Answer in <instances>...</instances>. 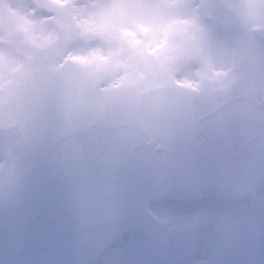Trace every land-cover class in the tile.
<instances>
[{
  "label": "flooded vegetation",
  "instance_id": "af4514ba",
  "mask_svg": "<svg viewBox=\"0 0 264 264\" xmlns=\"http://www.w3.org/2000/svg\"><path fill=\"white\" fill-rule=\"evenodd\" d=\"M260 21L225 39L229 54L237 57L234 79L206 73V65L214 62L185 61L196 73L192 79L180 76L185 67H141L119 87L118 102L107 114L102 109L94 111L99 114L73 111L63 121L69 133L53 142L65 145L62 155L47 163L35 153L22 188L0 194V264H119L141 241L157 247L155 259L185 264V228L174 231L173 214H185L194 196L212 191L215 179L225 178L232 165L254 150L264 154V19ZM245 66L253 69L242 78ZM178 84L180 98L171 105L174 114L184 115L189 100L184 121L142 117L147 106L150 111L159 107L150 100L143 108V93ZM47 130L51 139L53 129ZM145 132L168 151L159 157L147 149L126 156V146ZM190 165L199 172V182L185 201ZM127 239L131 246L124 250Z\"/></svg>",
  "mask_w": 264,
  "mask_h": 264
},
{
  "label": "rangeland",
  "instance_id": "374dc122",
  "mask_svg": "<svg viewBox=\"0 0 264 264\" xmlns=\"http://www.w3.org/2000/svg\"><path fill=\"white\" fill-rule=\"evenodd\" d=\"M262 19L264 0H0V123L15 128L12 144L0 133V194L22 188L31 153L47 163L62 155L65 145L52 141L69 133L63 121L73 111L112 110L137 68L185 67L180 76L192 79L185 61L197 60L214 62L204 69L212 77L234 79L237 57L225 39ZM156 21L167 22L163 35ZM60 25L70 30L67 49L55 42ZM228 172L170 219L174 231L185 228V264H264V154L254 150ZM154 249L138 242L119 264H168Z\"/></svg>",
  "mask_w": 264,
  "mask_h": 264
},
{
  "label": "water",
  "instance_id": "95a60500",
  "mask_svg": "<svg viewBox=\"0 0 264 264\" xmlns=\"http://www.w3.org/2000/svg\"><path fill=\"white\" fill-rule=\"evenodd\" d=\"M69 37V31L65 30L63 27H60L58 30V38H57V44L61 45L63 48L67 47V39ZM252 67H245V71L243 75L245 76L247 73L250 72ZM173 87H159L157 89H153L145 93L142 97V107L144 108V102L145 101H157L159 104V107L157 108L158 111H155L152 109V112H148V114L142 116L146 119L150 120H157V121H172L177 120L178 116H174L171 111V105L169 104V101L176 98V95L172 92ZM189 105V104H188ZM146 108V107H145ZM148 111H150V108L147 106L146 108ZM188 109V106L186 110ZM189 109L187 110L188 113ZM186 113V114H187Z\"/></svg>",
  "mask_w": 264,
  "mask_h": 264
},
{
  "label": "clouds",
  "instance_id": "9594fccd",
  "mask_svg": "<svg viewBox=\"0 0 264 264\" xmlns=\"http://www.w3.org/2000/svg\"><path fill=\"white\" fill-rule=\"evenodd\" d=\"M196 6V0H193V7ZM150 150L154 157H159L168 151L167 146L157 140L150 132H145L142 138L136 142L129 143L125 148V155H139L144 150Z\"/></svg>",
  "mask_w": 264,
  "mask_h": 264
},
{
  "label": "snow or ice",
  "instance_id": "6c2138e0",
  "mask_svg": "<svg viewBox=\"0 0 264 264\" xmlns=\"http://www.w3.org/2000/svg\"><path fill=\"white\" fill-rule=\"evenodd\" d=\"M156 22L159 24L160 34L163 35L167 29V22L165 21H156ZM152 24H153V20L149 18L146 20L143 26L146 29H150ZM2 105H3V95L2 93H0V107H2ZM0 133L5 134L11 141V144L15 141V128L10 124L0 123Z\"/></svg>",
  "mask_w": 264,
  "mask_h": 264
}]
</instances>
